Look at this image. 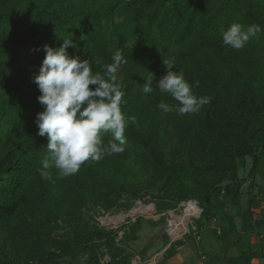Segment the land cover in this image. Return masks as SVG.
<instances>
[{"label": "trees", "instance_id": "16d2710c", "mask_svg": "<svg viewBox=\"0 0 264 264\" xmlns=\"http://www.w3.org/2000/svg\"><path fill=\"white\" fill-rule=\"evenodd\" d=\"M232 23L257 28L241 50L223 44ZM67 37L78 45L70 56L90 60L94 73L103 74L121 51L122 110L136 120L123 152L85 162L67 178L53 167L49 181L40 175L48 138L35 123L44 106L34 77L44 46L59 47ZM164 61H174L172 70L182 69L189 83L199 81L193 92L211 102L194 114L163 113L161 101L178 102L142 87L149 76L158 85ZM111 140L104 136L105 144ZM247 169L253 180L264 178V0H0V264H71L84 253L86 264H101L103 249L108 264H132L128 245L143 218L122 226L118 239L119 229L100 227L90 214L130 210L141 191L156 193L161 214L189 200L203 209L200 243L190 235L170 244L165 232L163 262L189 240L202 248L209 221L225 248L217 264H253L247 238L264 227L253 211L257 199L242 213L231 211L245 184H257L241 177ZM154 225L165 229V217Z\"/></svg>", "mask_w": 264, "mask_h": 264}, {"label": "clouds", "instance_id": "9594fccd", "mask_svg": "<svg viewBox=\"0 0 264 264\" xmlns=\"http://www.w3.org/2000/svg\"><path fill=\"white\" fill-rule=\"evenodd\" d=\"M256 31L255 25L245 29L240 23H232L222 33L223 44L241 50ZM69 47L78 45L68 37L59 47L45 45L46 56L34 77L41 92L38 100L44 106L37 113L35 123L39 135L48 138L40 175L49 181L53 167L60 177L67 178L75 175L85 162H99L105 156L123 152L126 129L136 120L122 110L127 100L116 75L125 63L121 51L113 54V62L106 64L100 74L93 72L90 60L70 56ZM164 63L168 71L158 85L154 86V78L149 76L142 87L145 95L159 90L178 102L170 105L161 101L158 107L163 113L194 114L211 102L210 97L193 92V87H199V81L189 83L182 69L172 70L177 66L174 61ZM109 133L112 140L105 144L104 136Z\"/></svg>", "mask_w": 264, "mask_h": 264}, {"label": "rangeland", "instance_id": "374dc122", "mask_svg": "<svg viewBox=\"0 0 264 264\" xmlns=\"http://www.w3.org/2000/svg\"><path fill=\"white\" fill-rule=\"evenodd\" d=\"M117 78L121 76V69H118L117 72ZM248 169L245 171V173L241 170L240 174L241 177H248L247 176ZM244 173V174H243ZM251 181L257 183L256 185L250 186L248 182L243 187V198L240 206L233 207L231 211L233 213H242L249 209L251 203V199L255 198L258 199L259 204L261 207H264V199L262 198L261 194H264V178L261 175H257L255 180L250 178ZM142 198L137 199L132 204V207L130 210H119V211H113V212H104L102 210H98L97 212L93 211L90 215L93 217V222L98 223L100 227L106 228V229H119V238L123 235V228L122 226H128L130 220L133 222L134 220L138 218L142 219V230L138 234V239L136 241L130 242V245H128V249L135 255L139 256L140 251L144 249L145 247H148V250L146 252V257H150L154 254L160 253L165 250V243L163 241V238L165 237L164 233L166 232L168 234L169 231V225L167 227V231L159 225H154L155 221H159L161 217V213H159V206L158 204L161 202V200L157 197L155 192L149 191H141ZM145 206V207H144ZM147 206V207H146ZM175 210V209H173ZM173 213H170L172 215ZM90 215H88L90 217ZM185 212L183 209H179L174 212L175 218H184ZM237 216V224L238 227L241 228V218L240 214H236ZM168 220H172L171 217L168 218ZM179 220V219H178ZM188 223L189 218H187ZM198 222V220H196ZM199 223V222H198ZM212 223L207 221L205 225V230L208 231V229L211 227ZM127 228V227H126ZM192 237H194L192 235ZM119 241V240H118ZM186 244V242L184 243ZM102 257H101V264L106 263V251L102 250ZM101 251V252H102ZM238 250L234 249L231 250L230 253H236ZM90 258L89 253H84L82 255H79L77 260H74V262H71V264H86ZM108 258V257H107ZM71 259H67V261H70ZM193 261H188V264H193ZM162 264H167V262H163Z\"/></svg>", "mask_w": 264, "mask_h": 264}, {"label": "crops", "instance_id": "0c3cea01", "mask_svg": "<svg viewBox=\"0 0 264 264\" xmlns=\"http://www.w3.org/2000/svg\"><path fill=\"white\" fill-rule=\"evenodd\" d=\"M248 184L250 183L248 182ZM261 195L264 199V194ZM253 211L258 214L259 218L264 217V207H261L259 202L258 205L253 208ZM206 232V240L202 248L193 240H189L186 244L176 249V255L169 259L167 264H188V261L193 260V264H217V253L225 248H223V243L220 242L219 239H214L209 231ZM259 234L258 236H249L247 238L249 245L257 254V258L253 261V264H264V227L260 229ZM167 248L168 247L162 252H165ZM231 250L234 249L230 248L229 251Z\"/></svg>", "mask_w": 264, "mask_h": 264}, {"label": "built area", "instance_id": "2783aa9c", "mask_svg": "<svg viewBox=\"0 0 264 264\" xmlns=\"http://www.w3.org/2000/svg\"><path fill=\"white\" fill-rule=\"evenodd\" d=\"M179 209L184 210L185 216L184 218H178L179 219L178 220L177 218L174 217V212L176 213V211H178ZM202 212H203V209L199 206L197 201L189 200V201L181 202L179 206L177 207V209L169 210L161 214L160 219L164 216L166 220V228H165L166 231L169 225V231H168V234L167 233L166 234L170 238V244L176 241L185 240L186 237L190 235H193L196 242L200 243L202 237L198 234L196 220L200 219ZM170 213H173V214L170 215ZM169 217H171L172 220L169 221L168 220ZM187 218H189V221L191 222L190 224L188 223ZM214 223H216V219H214ZM107 257L105 259L106 260L105 264H108L109 262V257L108 258ZM163 261H164V252H160L146 259L140 255L135 256L132 259V264H162Z\"/></svg>", "mask_w": 264, "mask_h": 264}, {"label": "bare ground", "instance_id": "6f19581e", "mask_svg": "<svg viewBox=\"0 0 264 264\" xmlns=\"http://www.w3.org/2000/svg\"><path fill=\"white\" fill-rule=\"evenodd\" d=\"M145 207V206H144ZM147 207V206H146ZM175 225V224H174Z\"/></svg>", "mask_w": 264, "mask_h": 264}]
</instances>
